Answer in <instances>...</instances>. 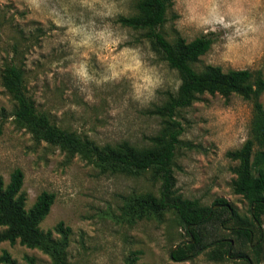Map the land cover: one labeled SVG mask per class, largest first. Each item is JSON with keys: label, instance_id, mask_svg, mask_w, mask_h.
I'll list each match as a JSON object with an SVG mask.
<instances>
[{"label": "rangeland", "instance_id": "374dc122", "mask_svg": "<svg viewBox=\"0 0 264 264\" xmlns=\"http://www.w3.org/2000/svg\"><path fill=\"white\" fill-rule=\"evenodd\" d=\"M136 1L0 0V176L8 183L15 169L23 171L27 209L43 191L56 195L40 228L48 231L61 221L71 228L72 264H127L133 258L137 264H250L235 254L240 245L233 223L204 224L200 231L207 247L174 259L172 252L191 239L177 216L167 212L132 219L125 209L134 193L157 192L159 183L150 173L103 174L79 156L69 158L58 146L35 140L14 121L15 102L1 73L18 43L30 94L60 126L101 145L122 139L142 144L156 134L160 120L146 110L161 104L181 80L140 30L118 22L120 15L135 12ZM168 18L163 30L170 39L214 37L196 63L199 70L219 65L264 72V0H174ZM261 100L264 104V95ZM252 116L253 101L238 94L206 93L182 111L186 131L181 139L195 147L182 145L177 151L179 194L207 206L225 198L241 215L248 214V201L232 187L238 162L227 152L251 136ZM262 221L264 234V215ZM255 233L252 246L259 236ZM230 240L229 257L211 256L229 247L221 241ZM244 250L253 260L251 248ZM6 251L15 264H52L46 253L19 241L0 242V256Z\"/></svg>", "mask_w": 264, "mask_h": 264}, {"label": "trees", "instance_id": "16d2710c", "mask_svg": "<svg viewBox=\"0 0 264 264\" xmlns=\"http://www.w3.org/2000/svg\"><path fill=\"white\" fill-rule=\"evenodd\" d=\"M173 3L174 0H137L133 14L118 17L122 25L140 30L152 50L179 73L181 80L176 91L166 92V99L161 104L146 110L148 115L160 120L158 132L146 136V142L140 144L122 139L101 145L53 121L47 111L37 106L30 94L26 69L19 61L23 51L18 43L13 47V58L5 64L1 73L2 84L15 102L14 121L18 127L27 129L35 140L58 146L69 158L79 156L103 174L139 177L150 173L151 180L159 183L157 192L134 193L128 198L125 209L132 219L152 215L162 217L167 212L177 216L191 239L190 242L183 241L172 252L174 259L192 257L199 251L197 247H207L202 243L200 229L208 222H216L222 226L233 223L232 232L240 245L235 254L250 264H264V234L260 230L264 215V104L261 100L264 95V72L250 68L224 70L219 65H208L199 70L196 63L211 49L215 39L212 34L192 41L182 36L170 39L163 28ZM206 93L225 97L238 94L253 101L251 136L241 148L227 152L230 159L238 162L232 187L234 193L248 201L247 215H241L230 207L225 198H217L212 206H207L199 199L183 197L176 188L177 151L182 145L195 147L181 139L186 126L180 115ZM23 184L24 173L19 168L12 172L8 183L0 176V227L3 228L0 242L14 244L19 241L46 253L52 264H72L69 259L71 228L62 221L48 231L40 228V223L50 213L56 195L43 191L33 206L27 209ZM255 232H259V236L252 246L250 243ZM233 242L230 240L226 244L221 241V246L229 247L215 250L211 256L220 260L229 257ZM246 247L251 248L253 260L245 252ZM136 260L133 258L127 264H137ZM0 262L15 264L7 251L0 256Z\"/></svg>", "mask_w": 264, "mask_h": 264}]
</instances>
